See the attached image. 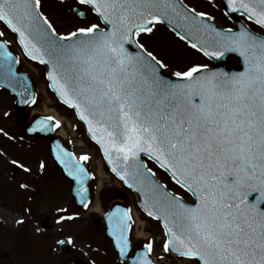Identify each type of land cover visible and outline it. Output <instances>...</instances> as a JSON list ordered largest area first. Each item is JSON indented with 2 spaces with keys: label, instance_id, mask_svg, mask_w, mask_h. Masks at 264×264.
<instances>
[{
  "label": "snow or ice",
  "instance_id": "snow-or-ice-1",
  "mask_svg": "<svg viewBox=\"0 0 264 264\" xmlns=\"http://www.w3.org/2000/svg\"><path fill=\"white\" fill-rule=\"evenodd\" d=\"M221 4L223 17L239 13L264 28V0ZM74 5L70 11L78 22L66 32L42 11L43 0H0V22L15 34L23 56L46 68L47 86L73 110L108 170L139 194L143 213L158 225L159 252L155 237L149 238L131 264H264V35L244 22L238 29L217 27L214 15L182 0H74ZM160 25L205 57L237 54L243 70L191 63L171 71L175 80L167 78L168 63L141 42ZM4 35L0 31V69L12 79V63L20 60ZM22 102L35 104L36 98L28 95ZM60 126L47 116L29 131ZM0 134L14 139L3 128ZM53 155L74 182V198L89 208L86 185L94 178L86 166L89 155L77 158L59 144ZM149 162L169 173L192 202L159 183ZM10 164L31 171L17 159ZM38 168L43 173L47 165L41 160ZM56 211L58 222L79 216ZM105 215L115 248L127 256L131 209L117 207Z\"/></svg>",
  "mask_w": 264,
  "mask_h": 264
},
{
  "label": "rangeland",
  "instance_id": "rangeland-1",
  "mask_svg": "<svg viewBox=\"0 0 264 264\" xmlns=\"http://www.w3.org/2000/svg\"><path fill=\"white\" fill-rule=\"evenodd\" d=\"M197 11H207L215 16V23L221 26L227 24L222 15V8L218 0H183ZM215 4L216 8L211 5ZM75 6L74 0H43V9L46 15L52 19L58 31L71 30L78 22V18L70 11ZM2 37L9 41V47L18 55L20 62L18 70L24 71L33 81L36 92V103L26 109L29 120L43 114V106L55 108L63 117L61 126L66 136L61 137L64 144L77 158L82 154H88L90 159L86 162L89 171L93 175L90 179L91 200L89 208H77L70 193L71 183L65 179L52 163L49 151L46 147L47 139L37 135L21 136V125L16 122L14 110V97L5 89H0V128L5 129L9 139L0 134V209L5 214L0 216V264H72V254H80L87 260V264H122L112 257L114 251L108 238L104 235L103 224H95V218L102 217L108 204L116 198L118 192L123 193L122 201L129 209H135L140 219L145 223L142 236H136L133 232L135 221L132 220L130 238L132 251L140 249L149 238L155 237L156 250L159 252L160 230L156 222L148 218L137 205L136 195L112 174L102 158L98 146L92 142L83 124L76 118L73 110L60 103L56 95L49 89L48 81L44 76L45 67L37 62L30 61L23 56L22 50L17 44L16 36L0 22ZM147 42L149 51H153L158 58H163L169 65L165 73H171L186 64L208 63V59L202 54L190 49L185 42L179 41L174 33L166 26L160 25L152 36L142 37ZM34 111V113H32ZM7 112L9 115L4 116ZM17 159L28 166L31 171L24 172L10 164V160ZM43 160L47 170L40 172L38 165ZM150 164V163H149ZM98 166L103 175L100 190L96 189L99 177ZM151 166V165H150ZM156 177L167 188L191 201L190 195L180 189L170 177L156 166H152ZM25 183L27 188L21 189L19 185ZM95 202L99 203L101 212L90 209ZM57 208L68 209L71 212H79V216L73 221H59ZM14 217L9 221L8 217ZM48 223V228H43L40 221ZM22 220V223L17 221ZM39 229V231H37ZM62 238H71V253L59 252L56 244ZM69 252V251H68ZM115 256V255H114ZM81 259V258H80ZM155 260L156 258L153 257ZM124 264V263H123ZM157 264H172L171 261H157Z\"/></svg>",
  "mask_w": 264,
  "mask_h": 264
},
{
  "label": "water",
  "instance_id": "water-1",
  "mask_svg": "<svg viewBox=\"0 0 264 264\" xmlns=\"http://www.w3.org/2000/svg\"><path fill=\"white\" fill-rule=\"evenodd\" d=\"M232 16H233V14H232ZM237 25H238V28H239L240 23H237ZM217 27H219V26H217ZM11 52L16 57V55L14 54V52L13 51H11ZM228 55H235L238 58V64L235 67H230V68L226 67L225 64L223 63V59L224 58H222V59H213V58H210V57H208V58L211 61H213L214 65L213 66H208V67L211 68V69H214V70L215 69H222V70H224L226 72H238V71H242L243 70V63L240 60L239 56L237 54H234V53H229V54H227V56ZM17 65L18 64L15 63V62L12 63V69L16 73V77L15 78H12V79L6 78L5 71L2 70V69H0V88L7 90L10 94H12L14 96V110L16 111V122L19 123V124H22V126H21V136L24 137V136H27V135H37V136H40L42 138L47 139L46 147H47V149L49 151V154H50V158H51L52 163L58 168V170L60 171L61 175L65 179H67V180H69L71 182L70 193H71L72 198L74 199L75 206L77 208H83L80 205L78 199L74 198L75 197V194L72 192V188L74 187V182L72 181V179L70 177H68L66 175V173L63 171V166L60 165L59 162L55 160V157L53 155V150L55 149V147H56L57 144H59L61 147L65 148L69 152H72V151H70L64 145L63 141L59 137H57L55 135V128L53 130H51V131H39V130L36 131V132L29 131V128L31 126H33L34 122L37 119H40V118H43V117H47V116H45V115H37L33 119L28 120V115L26 113V109L29 106H31L32 103H27L26 104V103H23L22 100L27 99L28 95H34L35 98H36V92L34 90L33 82L31 80V78L26 73L18 71L17 70ZM164 75L167 78H169V79H172V80H175L176 79V77L172 76L171 74L164 73ZM83 127H84V125H83ZM84 129H85V127H84ZM145 159H147V158H145ZM162 170L165 171L164 169H162ZM13 171L14 172H18L17 167H14ZM167 174L170 176L169 173H167ZM170 178H171V176H170ZM155 179L159 183L165 185L156 176H155ZM89 183H90V181L86 185L87 187H89ZM130 190L136 194V196H137V204H138V206L141 209V206L139 204V199H140L139 194L134 189H130ZM89 192H90V195H89V200H90V196H91L90 187H89ZM254 195L255 194H253L252 196H250L249 199L250 200L251 199H254L255 198ZM122 197H123V193L122 192H118L117 193V198L114 199L109 204V206H108L107 210L104 212L102 218H99V217L95 218L94 223L95 224H99L100 222H102L103 228H104V234L110 240L111 245H112V248L116 252V255H117L118 259L120 261H122V262H125L126 264H131L132 258L136 255V253H137V251L139 249H137L136 251L133 252V254H131V246H130L128 255L127 256H124V257H121L119 255L118 250L115 248L114 242H113V238H112V236L110 235V233L108 231V219H107V216L105 215L106 213L112 212L117 207H119L121 209L128 208L127 205L125 203H123V201L121 200ZM187 202L191 203L192 201H187ZM261 207L264 208V204H262ZM42 226L44 228L48 227V225H47V223L45 221H42ZM67 240H68L67 238H63L60 241H67ZM69 249H70V244L69 243H63V244L58 243L57 244V250L59 252H67ZM78 260H80V259L79 258H75L74 262L76 264H79L78 263Z\"/></svg>",
  "mask_w": 264,
  "mask_h": 264
},
{
  "label": "bare ground",
  "instance_id": "bare-ground-1",
  "mask_svg": "<svg viewBox=\"0 0 264 264\" xmlns=\"http://www.w3.org/2000/svg\"><path fill=\"white\" fill-rule=\"evenodd\" d=\"M32 113H34V111H32ZM44 113L49 114L50 116L54 117L55 119L60 120L61 123H62L63 117L58 113V111L55 108L48 107L46 104H44V106H43V114ZM58 134H60L63 137L66 136V132H65V130L62 127H60L58 129ZM100 169H101V167L98 166L97 175L99 177V180H98L97 185H96V189L97 190H100V188L102 186L103 175H102ZM90 209H92L94 211H97V212H101V208H100L98 202H95L93 205H91ZM131 214H132L133 220L135 221V226H134L133 232L138 237L142 236L145 223L140 219V215L137 213V211L135 209L131 210ZM0 216H4L5 217V214L2 212L1 209H0ZM8 220L12 221V220H14V217L10 216V217H8Z\"/></svg>",
  "mask_w": 264,
  "mask_h": 264
},
{
  "label": "flooded vegetation",
  "instance_id": "flooded-vegetation-1",
  "mask_svg": "<svg viewBox=\"0 0 264 264\" xmlns=\"http://www.w3.org/2000/svg\"><path fill=\"white\" fill-rule=\"evenodd\" d=\"M218 1L220 2V0H218ZM220 5H221V2H220ZM221 8H222V6H221ZM225 19L227 21V24H225L222 27H225V28H227V27H234V29H237L238 28L237 23L244 22V23H248L249 27H251L258 35H264V28H261L260 26L254 25V24L246 21V19L244 17H242L239 13L233 14V16L231 17V19H228V18H225ZM141 42L144 43L145 46L147 47V42H145L143 40V38L141 39ZM147 49L149 50L148 47H147ZM223 61H224L225 65L227 67H229V68L230 67H235L238 64V58L235 55H228V56H226L224 58ZM205 64L206 65H211L212 62L208 60V63H205ZM40 223H41V221H40ZM1 250L2 249H1V246H0V251ZM68 251H67V255L71 253V247H70V249ZM114 255H115V253H114ZM114 255L112 257L115 259V261H117V257L114 256ZM75 258H81L80 260H78V263L79 264H87V260L84 259L80 254H72V264H76L74 262ZM120 263H122V262H120Z\"/></svg>",
  "mask_w": 264,
  "mask_h": 264
},
{
  "label": "trees",
  "instance_id": "trees-1",
  "mask_svg": "<svg viewBox=\"0 0 264 264\" xmlns=\"http://www.w3.org/2000/svg\"><path fill=\"white\" fill-rule=\"evenodd\" d=\"M150 164H152V163H150ZM152 165H154V164H152Z\"/></svg>",
  "mask_w": 264,
  "mask_h": 264
}]
</instances>
